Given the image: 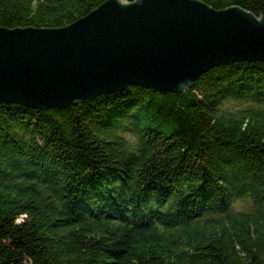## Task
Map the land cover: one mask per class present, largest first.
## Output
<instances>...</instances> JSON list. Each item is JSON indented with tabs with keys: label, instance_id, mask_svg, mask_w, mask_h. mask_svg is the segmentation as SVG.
I'll list each match as a JSON object with an SVG mask.
<instances>
[{
	"label": "trees",
	"instance_id": "1",
	"mask_svg": "<svg viewBox=\"0 0 264 264\" xmlns=\"http://www.w3.org/2000/svg\"><path fill=\"white\" fill-rule=\"evenodd\" d=\"M103 1L0 0V24L63 26ZM0 264H264V61L184 91L0 102Z\"/></svg>",
	"mask_w": 264,
	"mask_h": 264
},
{
	"label": "water",
	"instance_id": "2",
	"mask_svg": "<svg viewBox=\"0 0 264 264\" xmlns=\"http://www.w3.org/2000/svg\"><path fill=\"white\" fill-rule=\"evenodd\" d=\"M239 60L264 61L262 12L104 0L63 26L0 24V102L67 106L131 84L184 91L211 67Z\"/></svg>",
	"mask_w": 264,
	"mask_h": 264
},
{
	"label": "rangeland",
	"instance_id": "3",
	"mask_svg": "<svg viewBox=\"0 0 264 264\" xmlns=\"http://www.w3.org/2000/svg\"><path fill=\"white\" fill-rule=\"evenodd\" d=\"M249 105L248 103L245 102H239L236 100H229L228 102H225L223 106L226 109H238L239 107ZM253 207L251 205L250 199H237L234 201L233 206H232V211H250L252 210Z\"/></svg>",
	"mask_w": 264,
	"mask_h": 264
}]
</instances>
